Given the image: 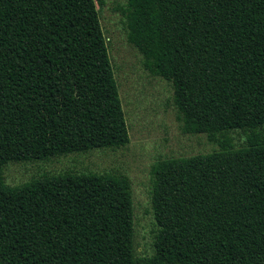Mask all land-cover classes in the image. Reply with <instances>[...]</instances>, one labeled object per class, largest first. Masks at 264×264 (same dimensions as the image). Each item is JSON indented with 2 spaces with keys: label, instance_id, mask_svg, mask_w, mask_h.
<instances>
[{
  "label": "trees",
  "instance_id": "trees-1",
  "mask_svg": "<svg viewBox=\"0 0 264 264\" xmlns=\"http://www.w3.org/2000/svg\"><path fill=\"white\" fill-rule=\"evenodd\" d=\"M126 16L143 68L173 84L182 131L217 142L239 128L246 142L154 162L150 255L129 176L7 183L9 162L131 136L96 0H0V264H264V0H128Z\"/></svg>",
  "mask_w": 264,
  "mask_h": 264
},
{
  "label": "rangeland",
  "instance_id": "rangeland-1",
  "mask_svg": "<svg viewBox=\"0 0 264 264\" xmlns=\"http://www.w3.org/2000/svg\"><path fill=\"white\" fill-rule=\"evenodd\" d=\"M96 2L130 128V142L118 149L95 148L9 162L5 179L11 185H18L44 174L67 171H113L129 176L134 198L136 250L140 255H150L158 230L151 204L154 162L219 150L223 137L233 140L237 148L246 142V137L239 128L223 131L217 142L210 140L207 133H184L173 100L172 82L147 72L140 53L128 40V0Z\"/></svg>",
  "mask_w": 264,
  "mask_h": 264
}]
</instances>
